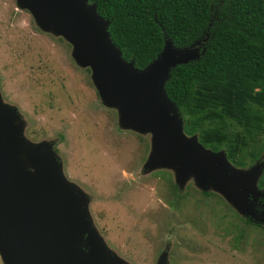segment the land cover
Here are the masks:
<instances>
[{"label": "rangeland", "instance_id": "1", "mask_svg": "<svg viewBox=\"0 0 264 264\" xmlns=\"http://www.w3.org/2000/svg\"><path fill=\"white\" fill-rule=\"evenodd\" d=\"M0 103L14 110L24 149L48 145L64 180L87 200L104 264H158L159 258L164 264H264L257 199L248 194L250 212H244L210 178L160 165L148 169L151 134L124 129L116 108L101 100L89 67L73 60L72 45L41 30L16 0H0ZM250 166L264 167V151L237 169L248 173ZM80 249L88 248L82 243Z\"/></svg>", "mask_w": 264, "mask_h": 264}, {"label": "water", "instance_id": "2", "mask_svg": "<svg viewBox=\"0 0 264 264\" xmlns=\"http://www.w3.org/2000/svg\"><path fill=\"white\" fill-rule=\"evenodd\" d=\"M16 3L29 11L41 30L59 33L72 45L73 60L89 67L101 100L116 108L124 129L151 134L148 169L160 165L173 167L179 175L196 173L202 181L210 178L216 189L237 199L235 206L244 212H250L244 202L248 194L264 200L263 190L256 187L263 168L250 166L248 173L242 172L222 151L212 152L195 136L184 135L177 109L164 93L169 70L196 60L205 39L182 48L165 40L156 57L138 70L121 59L106 32L108 22L87 0ZM15 118L14 110L0 103V260L3 264H104V245L89 227L87 200L64 180L48 145L24 149L17 141L20 128L13 124ZM22 152L25 161L19 159ZM239 187L244 195L238 197ZM82 243L86 253L80 249ZM163 260L157 263L164 264Z\"/></svg>", "mask_w": 264, "mask_h": 264}, {"label": "trees", "instance_id": "3", "mask_svg": "<svg viewBox=\"0 0 264 264\" xmlns=\"http://www.w3.org/2000/svg\"><path fill=\"white\" fill-rule=\"evenodd\" d=\"M108 22L124 62L141 70L161 51L205 39L170 69L163 90L184 135L244 169L264 151V0H87ZM247 158L248 161H244ZM264 190V167L256 182Z\"/></svg>", "mask_w": 264, "mask_h": 264}, {"label": "flooded vegetation", "instance_id": "4", "mask_svg": "<svg viewBox=\"0 0 264 264\" xmlns=\"http://www.w3.org/2000/svg\"><path fill=\"white\" fill-rule=\"evenodd\" d=\"M256 203L259 205L258 210L260 212H264V205H261L262 204V200L261 199H258ZM244 222L246 224L250 223V221L248 219H244Z\"/></svg>", "mask_w": 264, "mask_h": 264}]
</instances>
